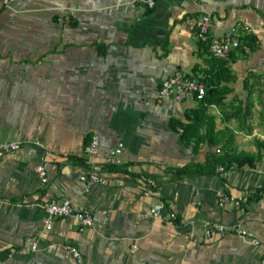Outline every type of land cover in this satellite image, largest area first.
<instances>
[{
  "label": "crops",
  "instance_id": "1",
  "mask_svg": "<svg viewBox=\"0 0 264 264\" xmlns=\"http://www.w3.org/2000/svg\"><path fill=\"white\" fill-rule=\"evenodd\" d=\"M204 11L214 33L251 27L254 45L211 57L189 27ZM218 61L229 72L210 76ZM175 68L228 91L202 102L159 96ZM173 119L192 123L188 143ZM92 134L105 182L87 185ZM13 139L21 147L0 157V264H76L63 241L85 264H264L259 247L232 231L204 239L202 225L206 217L237 222L264 242V0H157L152 8L135 0H14L0 12V143ZM225 151L253 161L174 173ZM112 155L121 158L117 168H107ZM145 175L156 182L150 194ZM217 189L250 194L239 205L218 204ZM64 197L91 212L93 224L79 230L67 215L46 228L45 203ZM157 202L158 218L142 215Z\"/></svg>",
  "mask_w": 264,
  "mask_h": 264
},
{
  "label": "built area",
  "instance_id": "2",
  "mask_svg": "<svg viewBox=\"0 0 264 264\" xmlns=\"http://www.w3.org/2000/svg\"><path fill=\"white\" fill-rule=\"evenodd\" d=\"M145 8H152L157 0H135ZM14 0H0V12L2 8L10 6ZM190 29L193 30L195 38L205 44H207L208 50L216 57H228L230 53L238 49L242 43L244 34L253 32L251 27L246 24L236 23L230 27L224 29L220 34L212 31L211 14L208 11L199 13L192 19L189 24ZM206 92V82L201 78L194 76L181 68H175L170 74H168L160 83L158 94L161 97L170 96L176 101H182L187 98L203 99ZM99 136L92 134L89 142L84 147V153L86 154L89 162V167L86 169L83 175V181L87 184H93L95 182H105L104 176L101 174V164L98 163L94 157L98 151ZM22 142L17 139L6 140L0 143V157L7 152L20 148ZM216 148V151H219ZM106 162L113 165H121V158L117 156H109ZM37 173L42 180H46V172L42 164H37L35 167ZM260 170L264 172V166L260 167ZM155 179L153 176L145 175L143 177V193L150 194L152 186L155 185ZM218 204L226 202H233L237 205L241 201L247 200L250 192L249 189H244L241 195H232L223 189H217ZM162 202H157L152 205L149 212H145L143 216H150L152 218H158L160 216V209ZM45 218L44 226L50 228L52 220L57 217H63L67 215H73L78 220V229L84 228L93 224V216L91 212L78 209L74 203V198L64 197L60 200H51L45 203ZM203 238L208 239L214 232L225 233L232 231L242 240L247 243L260 248V260L264 263V242L256 234V232L248 227L243 226L240 223H229L227 221L218 220L215 218H203ZM38 239H35L30 248L36 250L39 248ZM48 246H55L57 243H48ZM59 245L63 250L71 256L76 264H85L84 257L80 249L73 243L68 241L60 242ZM46 246H44L45 248Z\"/></svg>",
  "mask_w": 264,
  "mask_h": 264
},
{
  "label": "trees",
  "instance_id": "3",
  "mask_svg": "<svg viewBox=\"0 0 264 264\" xmlns=\"http://www.w3.org/2000/svg\"><path fill=\"white\" fill-rule=\"evenodd\" d=\"M254 41H255V37L253 35V32H248L246 34H244L243 39H242V43L240 45L239 48H241V50H243V48L245 46L248 47H252L254 45ZM201 42V41H200ZM203 43V42H201ZM204 44V49L208 50L207 44ZM209 51V50H208ZM211 57L214 58H220V57H216L213 54H211ZM218 67L215 70V72L213 74L210 73V76H219V74L224 73L228 71L227 66H225L222 62L218 61ZM210 76L206 77V76H202L201 79L203 81L206 82V92H205V96L203 99H201L200 101L202 102L203 100H205L208 97H212L213 95H215V98L217 96V94L222 95L223 93H225L226 91H228V88L226 86H218V85H214L213 83V79L210 78ZM231 76V75H230ZM247 81L246 78L244 80V84L246 85ZM172 124L175 126H179L181 128V132L180 135L183 139L186 140V143H188V136L189 133L193 132V126L192 123H184L179 119H173L171 120ZM258 146H261L264 148V142H258ZM253 157L252 155H247V154H243V155H235L233 153H229L228 151L219 153V154H213L210 153V156L206 158V160L204 162H196V163H190V164H184L182 166L176 167L174 173L176 175H183L185 172L188 171H194L197 173H203V172H211L214 169V165L216 162H218L220 159H227L228 161L230 160H234L235 162H237L238 164H242L245 162H249L252 163L253 161ZM77 161L84 163L82 158L77 157L76 158ZM116 165L110 164L107 166V168H114ZM117 168V167H115ZM261 190V189H259ZM260 195V191L259 193H257L255 195V197H258Z\"/></svg>",
  "mask_w": 264,
  "mask_h": 264
},
{
  "label": "rangeland",
  "instance_id": "4",
  "mask_svg": "<svg viewBox=\"0 0 264 264\" xmlns=\"http://www.w3.org/2000/svg\"><path fill=\"white\" fill-rule=\"evenodd\" d=\"M261 114H262V113H261ZM261 116H262V118H263V115H261ZM262 118H261V122H263Z\"/></svg>",
  "mask_w": 264,
  "mask_h": 264
}]
</instances>
